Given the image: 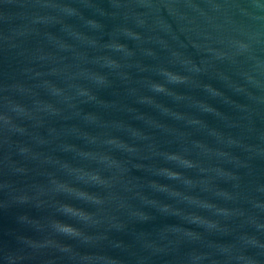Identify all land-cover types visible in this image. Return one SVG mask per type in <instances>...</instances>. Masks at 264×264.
I'll list each match as a JSON object with an SVG mask.
<instances>
[{
    "label": "water",
    "instance_id": "water-1",
    "mask_svg": "<svg viewBox=\"0 0 264 264\" xmlns=\"http://www.w3.org/2000/svg\"><path fill=\"white\" fill-rule=\"evenodd\" d=\"M41 2L42 0H16V7L12 11L23 13V16H17L11 23L14 26L52 31L65 43L73 45V48L67 50L47 45L58 56L65 57L63 60L58 59L56 64L59 67L69 65L68 72L74 74L71 77L73 83L93 87L94 91H98L87 74H80V70L87 69L88 72L107 73L111 76L113 70L103 67L102 62L93 59L98 55L107 54L120 60L122 64L132 65L124 70L131 72L134 78L132 86L138 89L134 95H129L117 81L114 89L98 91L100 98L114 103L108 106H100L94 102L78 105L82 109L78 114L74 108L68 106V101H63L41 88L37 89L39 98L51 101L62 110L61 113L55 116L45 112L37 113L43 120V123L39 124L35 122V117L17 119V123L23 124L27 131L24 134H13L11 139L28 145L32 151L39 154L36 159L25 158L15 152L13 144L10 149L13 158L18 164L31 170L27 175L7 173L6 178L17 188L27 187L30 194L34 195L36 189L31 186L42 185L47 189V173L55 172L58 178L68 183L72 189L85 190L89 195L99 194L106 198L103 206L93 203L84 205L85 210L93 212L100 219L99 225L87 229V234L93 239L78 246L75 255L71 252H52V255L58 257L57 264H110L112 257H120L125 264H132L133 257L129 252L135 250L136 246L133 245V248L127 251L115 246L117 240L131 244L132 237L109 227V217L127 219V209L117 207L122 202L154 214L161 204H169V212L160 216L155 224L135 225L136 229L146 231H154L160 224L170 225L169 230L162 234L161 241H171L169 247L177 240L188 241L190 238L184 234L183 229L191 228L201 233L202 238L195 244L200 251L215 250L217 245H231L228 252L217 255L221 259L235 256L241 249L255 255L258 250L245 246L239 239L240 234H256L264 240V232H256L253 227L243 223L244 217L238 213L243 209L246 213L253 212L264 218V210L253 208L250 201V198H255L264 202V154H256L257 148H264V138L259 135L264 132V99H257L264 98V64L257 66L253 60L244 56L238 57L239 62L235 64L227 60L216 61L210 59L212 53L205 51L209 46L223 48L224 45L218 40L235 35L233 25L226 16L241 18L236 9H217L212 5L231 4L237 0H73L83 14L82 18L69 17L59 10L42 7ZM253 11L264 13V9ZM113 13L115 15H112ZM34 15L60 16L68 27L61 28V25L52 19L33 23ZM88 17L99 20L103 28L98 30L84 26L83 20ZM137 19H142L144 24H138ZM260 23L264 24V21ZM217 24L221 27H215ZM122 27L140 32L142 39L136 40L123 35L118 31ZM73 29L85 36L96 37L101 43L108 42L109 34L117 30L114 38L129 45L134 54L127 56L123 51L93 47L73 35ZM149 48L155 56L141 51ZM254 48L255 54L264 61V36L260 37V43L254 45ZM173 51L180 55L173 57ZM76 52H85L86 57L79 59L75 56ZM184 59H190L203 71L196 72L191 64H182L181 60ZM136 61L149 66L148 69L140 71ZM48 66L45 64L43 67ZM158 67H167L190 77L184 84L169 86L174 93L181 94L179 99L172 95L148 91L146 81L141 78L152 77ZM244 72L253 75L260 84L248 81ZM65 75L67 73L44 78L64 87L68 83ZM159 79L163 80V77ZM203 83H211L220 94L203 90L200 87ZM239 86H242L240 90ZM140 95L152 96L154 103L138 102L137 97ZM17 99L29 107L32 106L31 96L21 95ZM205 104L218 111H206ZM165 107L169 109L167 113L162 110ZM84 111L93 112L98 119L86 122L83 119ZM192 120L200 122L191 123ZM133 129L139 130L143 136L133 135ZM213 129L221 135H214ZM90 136H95L96 139L91 140ZM108 136L135 145L136 152L129 154L115 145H105L103 140ZM229 136L238 139L240 143L229 144ZM195 141H199L203 147ZM160 151L177 152L196 161V166L188 169L179 162H170L169 167L182 172L183 175L175 180H164L163 173L158 171V168L166 163L165 158L159 155ZM83 152L115 156L125 162L128 170L117 172L110 186L97 187L89 179L88 173L102 170L107 176L115 169L99 162L97 156L82 155ZM220 152L227 155H221ZM2 153L3 149H0V155ZM45 156L55 158L57 163H38V160ZM64 161L68 162L69 168H61ZM73 168L81 171H72ZM217 168L222 169L224 173H235L237 178L223 175L216 171ZM185 178H190L192 183L185 184ZM150 180L166 184L168 191L162 192L159 187L149 186ZM173 190L178 194L174 195ZM136 193L139 195H135ZM141 197L153 198L155 203L142 204ZM0 198H3L2 193ZM35 198L43 200L44 204L39 208L12 205L8 210L0 211V239L11 243L10 237L5 235V230L16 227L13 217L18 212L27 211L32 216L47 218L55 214L58 202L80 205L82 199H86L76 198L74 193L57 195L52 191H45ZM209 204L214 207H207ZM218 208H227L230 212L225 215L218 212ZM172 210H175L174 215ZM191 216L216 220L224 227L209 230L198 221H192ZM172 228L180 230L174 231ZM187 247V244H182L180 251L183 252ZM260 259L264 260V255H261ZM231 264L237 262L232 261Z\"/></svg>",
    "mask_w": 264,
    "mask_h": 264
},
{
    "label": "clouds",
    "instance_id": "clouds-1",
    "mask_svg": "<svg viewBox=\"0 0 264 264\" xmlns=\"http://www.w3.org/2000/svg\"><path fill=\"white\" fill-rule=\"evenodd\" d=\"M42 7L59 10L66 13L69 17L82 18L83 14L78 10L73 0H42ZM130 7V5H123ZM171 7V5H165ZM16 7V0H0V149H3L0 155V193L3 198H0V211L8 210L12 205L31 206L39 208L44 204L43 200L36 199L45 191H52L57 195H72L76 198L82 199L80 205H75L69 202H58L55 206V214L42 218L40 216H32L27 211L18 212L14 215V223L16 227L5 230V235L10 237L11 243L7 240L0 239V264H57L58 257L52 255V252L66 253L71 252L76 254V248L80 245L89 243L93 238L87 234V229L92 226L100 224V219L96 217L93 212L87 211L84 208L85 204L93 203L103 206L106 198L102 195H89L85 190H74L68 183L58 178L55 172L47 173V189L42 185H32L35 188V194L32 195L29 189L17 188L9 179L6 178L7 173L12 174L21 173L27 175L31 170L18 164L13 158V153L10 151L13 144H15V152L19 155L28 158L36 159L38 153L31 150V148L18 141H13L11 137L13 134L26 133V128L23 124L17 123L19 117H26L32 119L35 117L37 124L43 123V120L37 116V113L45 112L50 116H55L61 113V109L55 106L51 101H43L39 98L37 89H45L53 96L60 98L63 101H68V106L74 108L79 114L82 109L78 105H84L89 102H94L100 106H108L114 102L106 101L99 97L98 91L112 90L117 81L124 86V90L129 95H134L138 89L132 86L133 76L131 72L124 70L130 68V64H122L120 60L113 58L107 54H102L93 59L102 62V66L113 70L110 76L107 73L88 72L87 69H81L80 74H87L92 85L98 90L94 91L93 87L84 86L79 83H73L71 80L73 73L68 72L69 65L59 67L56 61L63 60L65 57L58 56L56 52L50 50L47 45H54L60 50L71 49L74 46L65 43L52 31H41L37 28H30L28 26H14L11 21L17 16H23V13H15L12 11ZM213 8H231L236 9L240 14V19H233L232 16L225 18L233 25V32L235 35H228L227 37L218 40L223 44V48L207 47L205 51L212 53L210 59L216 61H230L235 64L238 63V57L244 56L246 59L253 60L257 66L264 64L256 54L254 45L260 43V37L264 36V13L253 11L264 9V0H246V2H233L231 4L215 3ZM112 15H115L113 13ZM127 15V13H125ZM137 15L138 14H133ZM52 19L61 25V28L68 27L67 23L60 16L45 17L34 15L32 17L33 23ZM84 26L92 29H102L103 25L95 18L88 17L83 20ZM137 23L144 24L142 19H137ZM215 27L220 28L217 24ZM113 30L109 34V41L101 43L96 37L85 36L82 33L72 30V34L80 37L81 40L86 41L87 44L93 47H101L109 50L123 51L127 56H132L133 50L129 45L119 42L114 38L115 32ZM118 31L125 36L133 37L136 40L142 39L141 33L133 31L131 28L122 27ZM149 56L156 54L152 49H141ZM173 57H178L180 54L173 51ZM75 56L79 59L86 57L85 52H76ZM182 64H191V67L196 72L203 71L202 68L197 67L190 59L181 60ZM203 63V61H202ZM48 64L47 68L43 66ZM136 66L140 71H146L149 66L141 65L136 61ZM67 73L64 78L68 81L66 86H59L47 78L51 75H59ZM248 81L257 85L260 81L248 72L243 73ZM115 79H114V78ZM163 77V80L159 79ZM226 78V77H225ZM146 81L148 91L151 93H159L165 95L175 96L180 98V93H174L169 87L170 85L184 84L189 81L190 77L173 71L167 67H158L152 77H142ZM34 81V83H28ZM203 90L212 91L220 94L211 83H203L200 85ZM242 86L238 87L240 90ZM31 96L32 106L29 107L17 99L18 96ZM251 95V93H249ZM257 99H264L257 97ZM138 102L154 103L153 97L150 95H140L137 97ZM159 107L160 105L157 104ZM206 111H218L208 105H204ZM167 113L169 109L166 107L162 109ZM179 115V114H176ZM83 119L86 122L96 121L98 117L91 111L83 112ZM191 123H199V120H192ZM51 130V129H50ZM251 130V127L250 129ZM213 134L220 136L221 133L215 129ZM85 135H88L85 133ZM133 135L143 136L137 129H133ZM259 135L264 138V132ZM95 140V136L89 137ZM42 142V141H41ZM229 144H239L238 139H233L229 136L227 138ZM105 145H115L118 148L124 149L127 153L133 154L136 152V146L128 144L123 140H119L114 136H108L103 140ZM198 145L203 147L199 141H195ZM208 151V149H205ZM82 155L97 156L99 162L106 163L110 169H115L111 175H104L102 170L91 171L88 177L95 183L97 187H107L111 185L117 172L127 171L125 162L121 159L109 155L107 153H91L83 152ZM221 155L227 153L220 152ZM256 154H264V148H257ZM159 155L165 158L166 163L158 168L160 173H163L164 180H175L180 178L183 173L172 170L169 167L170 162H179L188 169L196 166V161L182 156L177 152L160 151ZM233 159H237L233 157ZM57 163V160L50 156L43 157L38 160V163ZM247 163V162H243ZM62 169L69 168L67 161L61 163ZM72 171H81L80 169H71ZM204 171V169H200ZM217 172L233 178H237L235 173H224L222 169L217 168ZM149 186L159 187L162 192H167V185L157 180H150ZM185 184H191L190 178H185ZM173 194H178L173 190ZM226 194V193H225ZM135 195H139L136 193ZM142 204H154L153 198L141 197ZM186 199H191L186 197ZM252 207L258 210H264V202H260L255 198H250ZM207 207H214L213 205H206ZM117 207L126 208L127 219H117L115 216L109 217L110 228H114L122 233L132 237V243L126 244L123 240H117L115 246L121 250H129L136 246L135 250L129 252L133 257L132 264H231L236 261L237 264H264V260L260 259L264 255V240L256 234L241 233L239 239L245 246H252L257 249L255 255H250L245 249H241L235 256H226L223 259L217 253L228 252L231 245H217L215 250L200 251L195 247L197 241L202 236L201 233L191 228H184V234L189 237L188 241L177 240L172 247L169 244L161 242L163 240L162 234L171 227L167 224H160L154 231H146L144 229H136V224H155L160 216L169 212L170 205L167 203L161 204L158 209L153 212L145 211L142 208L133 207L130 204L122 202ZM103 210L102 208L100 209ZM218 212L227 215L230 210L227 208H218ZM175 214V210H172ZM244 217L243 223L253 227L256 232H264V218L253 212H245L241 209L238 213ZM192 221H198L201 225H205L207 229H221L224 226L220 225L216 220H205L200 216H191ZM174 231H179L178 228H172ZM34 233L35 235H33ZM67 238V239H64ZM187 244L188 247L183 252L180 251V246ZM170 254H174L171 255ZM110 264H125V261L120 257L110 258Z\"/></svg>",
    "mask_w": 264,
    "mask_h": 264
}]
</instances>
